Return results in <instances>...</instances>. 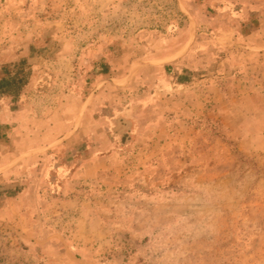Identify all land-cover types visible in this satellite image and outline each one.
Returning <instances> with one entry per match:
<instances>
[{"label":"rangeland","instance_id":"rangeland-1","mask_svg":"<svg viewBox=\"0 0 264 264\" xmlns=\"http://www.w3.org/2000/svg\"><path fill=\"white\" fill-rule=\"evenodd\" d=\"M0 264H264V0H0Z\"/></svg>","mask_w":264,"mask_h":264},{"label":"trees","instance_id":"trees-1","mask_svg":"<svg viewBox=\"0 0 264 264\" xmlns=\"http://www.w3.org/2000/svg\"><path fill=\"white\" fill-rule=\"evenodd\" d=\"M103 66H104V65H103ZM103 66H102V67H103ZM103 70H105V72H106V69H103Z\"/></svg>","mask_w":264,"mask_h":264}]
</instances>
